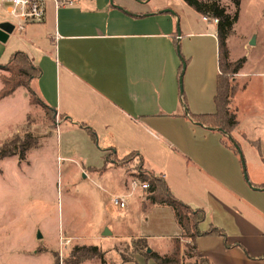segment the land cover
<instances>
[{
	"label": "crops",
	"instance_id": "1",
	"mask_svg": "<svg viewBox=\"0 0 264 264\" xmlns=\"http://www.w3.org/2000/svg\"><path fill=\"white\" fill-rule=\"evenodd\" d=\"M142 5L137 0H71L55 8L47 1L42 22L27 24L21 32L14 29L4 43L0 42L4 44L0 61L3 57L6 64L10 55L19 51L40 68V76L30 87L54 110L57 135L78 132L92 142L88 132L78 126L86 125L96 135L102 160L109 152L117 159L135 153L144 173L162 177L173 196L191 208L202 209L208 225L201 230L209 225L222 229L226 244L219 236L199 237L195 241L197 256L207 258L210 264H264V230L256 227L264 220V210L255 197L257 191L264 190L249 187L242 168L239 172L240 158L223 144L222 137L216 136L219 131L194 124L187 109L182 114L177 38L174 44L178 15L161 13L170 9L167 6L154 12ZM205 23L200 28L196 25L200 32L195 35L212 38L208 49L217 75L216 25ZM10 42L12 46L8 47ZM204 43L198 40V51ZM241 75L240 70L233 80L237 82ZM213 87L211 101L216 78ZM195 100L192 104L199 108L200 101ZM193 114L206 113L196 110ZM239 126L237 120L230 135L235 141L236 134L244 138ZM194 128L211 133L200 135ZM86 168L98 169L91 165ZM247 170L252 187L264 184L256 161H251ZM91 174L98 179L115 174L124 186L129 179L125 168L112 160L104 172ZM133 192L116 196L126 199ZM139 195L148 216L153 214L161 228L170 227L172 250V238L181 232L172 209L147 202L141 191ZM101 235L102 240L112 234L105 230ZM150 248L161 255L157 247Z\"/></svg>",
	"mask_w": 264,
	"mask_h": 264
},
{
	"label": "rangeland",
	"instance_id": "2",
	"mask_svg": "<svg viewBox=\"0 0 264 264\" xmlns=\"http://www.w3.org/2000/svg\"><path fill=\"white\" fill-rule=\"evenodd\" d=\"M137 1L143 4L141 7L146 8L145 10L156 12L162 6H167L178 15L175 22V29L178 24L180 31L177 56L182 66H185L182 93L178 81L182 114L186 109L190 114L196 110L206 114L213 113L215 105L209 95L213 92L217 75L213 54L210 51V57L208 49L212 46V38L195 35L206 23L182 0ZM218 1L228 13L235 12L231 0ZM0 21L13 23L1 10ZM196 25H200L199 28ZM186 32L192 35L186 36ZM253 37L257 41L255 43L254 40V45H250L249 41ZM198 40H205L204 44H200V48L204 47L200 51L197 47ZM226 44L231 62L245 58L241 69L243 75L237 82L232 79L237 91L231 101L230 111L236 114L240 121L239 128L244 134V138L240 139L235 133L236 141L247 175V166L254 160L258 165V176L264 177V0H241L237 21ZM2 46L4 44L0 43L1 48ZM10 46L12 42L8 43V47ZM185 59L187 64L184 63ZM5 62L2 57L0 64ZM2 76L8 74L0 69V78ZM235 77L237 74L233 76ZM1 87L0 79V89ZM198 94L202 100H199V108L195 103L192 104L193 99H200ZM187 96H191V103ZM57 122L51 112L38 104L30 103L28 91L23 87L0 101V148L6 143L25 139L28 135L36 140L37 145L26 153L24 161L17 156L0 160V264L73 263L75 259L69 255L70 251L74 247L92 244L99 246L103 252L106 251V264H144L141 255L135 253L137 248L141 250L140 245L132 243V239L136 238H145L148 248L157 247L161 255L168 253L171 250L170 227L161 228L153 214L148 216L149 211L141 205L139 195L141 191L142 197H146L149 202L146 190L137 188L133 192L128 186L130 178L141 181V175H151L143 172L135 153L121 159L111 158L125 168L129 177L125 186L118 183V176L115 174L102 175L98 179L95 174H91L98 171L86 168V165L97 168L103 165L97 138L90 142L78 132L57 135ZM194 129L200 135L211 133L201 128ZM216 136L222 137V134L216 133ZM233 140L235 141L234 138ZM241 168L240 165V173ZM131 192L133 194L130 197H124L125 208L112 203L114 195L123 193L124 196ZM256 193V203L264 210V192ZM263 210L261 208L262 212ZM258 224L256 227L264 230V220ZM207 225L208 222L204 221L200 229ZM105 230L112 235L101 240V234ZM176 237L183 264L193 263L195 258H187L185 249L191 245V241L181 234L173 238ZM121 256L130 258L131 261L122 263ZM152 263V260L146 262ZM81 264H100V261L89 258Z\"/></svg>",
	"mask_w": 264,
	"mask_h": 264
},
{
	"label": "trees",
	"instance_id": "3",
	"mask_svg": "<svg viewBox=\"0 0 264 264\" xmlns=\"http://www.w3.org/2000/svg\"><path fill=\"white\" fill-rule=\"evenodd\" d=\"M188 7L193 9L198 15L207 18L217 19L216 24V39H217V67L218 74L216 76V87L213 102L215 105V111L207 114H190L189 119L198 124L199 126L207 130H220L222 134V142L229 149L233 150L238 155V151L232 145L228 136L237 126L236 114L228 109L235 92L237 91L236 85L232 82L233 76L238 74L245 64V58H241L234 62L229 60V52L226 44V40L232 32L233 25L237 21L238 8L241 0H231L234 6L235 12L230 14L227 12L224 6H221L218 0H182ZM169 14V13H166ZM141 17V15H135ZM176 33L174 37V44L176 46ZM181 60H183L181 58ZM187 64V60H184ZM0 69L4 70L8 76H2L0 89V101L11 96L18 88L23 87L28 91L29 101L31 104H38L44 110H47L54 114V110L47 107L42 101H40L30 85L33 80L37 79L41 70L35 66L29 57L23 52H14L10 55L6 65L0 64ZM182 62L178 69V78L183 70ZM79 128H82L88 132L92 139H96L95 133L90 130L84 124H79ZM237 142V141H236ZM238 144V142H237ZM36 140L32 136H26L25 139L17 140L14 143H6L0 148V160L17 156L19 160L24 161L26 153L35 148ZM130 153L129 155H131ZM112 154L106 153L103 155V165L101 168L94 169L102 173L106 170L109 162L112 160ZM128 156V155H127ZM125 156V157H127ZM114 160V159H113ZM142 182H147L149 202L152 204H164L170 207L173 211L175 221L180 229V234L191 241V245L185 247L187 258H195V261L191 264H210L209 260L204 257L197 256V249L195 241L202 236H219L226 244V235L224 231L213 225H209L206 230L200 229V224L205 221V213L202 209H194L184 204L177 198H175L167 187L164 179L159 176L146 175L140 176ZM259 188H264V184ZM132 243L135 246L140 245L141 250L135 251L139 253L143 258L144 264L149 260H152L155 264H183L181 258V250L178 238H172L173 248L170 253L161 256L157 252L150 250L147 252L148 245L144 238L132 239ZM70 256L74 258V262H67L66 264H81L84 260L89 258H96L100 261V264H106L104 259V252L97 245L78 246L74 247L70 251ZM131 259L121 256V262H130Z\"/></svg>",
	"mask_w": 264,
	"mask_h": 264
},
{
	"label": "built area",
	"instance_id": "4",
	"mask_svg": "<svg viewBox=\"0 0 264 264\" xmlns=\"http://www.w3.org/2000/svg\"><path fill=\"white\" fill-rule=\"evenodd\" d=\"M51 1L55 8L64 7L71 3V0H0V10L3 14L13 21L11 23L14 29L21 32L25 25L31 23H40L45 17V4ZM204 22L217 24V19L202 17ZM9 22V21H6ZM128 186L131 190L139 188L140 190H147V182L139 181L136 178H130ZM112 203L124 208V197L113 196Z\"/></svg>",
	"mask_w": 264,
	"mask_h": 264
},
{
	"label": "water",
	"instance_id": "5",
	"mask_svg": "<svg viewBox=\"0 0 264 264\" xmlns=\"http://www.w3.org/2000/svg\"><path fill=\"white\" fill-rule=\"evenodd\" d=\"M122 10V9H120ZM125 13H128L126 11H124ZM161 13H170V14H174L170 9H165L163 11H161ZM14 31V26L10 23V22H1L0 23V42L4 43L9 34H11L12 32ZM176 32H177V39L179 41L180 39V31H179V27H178V24H177V27H176ZM249 44L250 45H254V38H251L250 41H249ZM177 52L179 51V47L177 46ZM184 64H183V68H184ZM183 74H184V69L182 70L181 74H180V77H179V88H180V93H182V77H183ZM198 125V124H197ZM212 130V129H210ZM217 131L220 132V130L216 129ZM228 138L230 139L232 145L234 146V148L238 151V155H239V158H240V162H241V166H242V172H243V177H244V180L248 183L249 187L251 189H254V190H260V188H257V187H252V185L249 183V180H248V176H247V173H246V169H245V166H244V160H243V156L240 152V149H239V146L238 144L230 137L228 136ZM261 190H264V188H261ZM151 249H147V252H150Z\"/></svg>",
	"mask_w": 264,
	"mask_h": 264
}]
</instances>
